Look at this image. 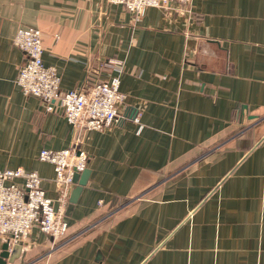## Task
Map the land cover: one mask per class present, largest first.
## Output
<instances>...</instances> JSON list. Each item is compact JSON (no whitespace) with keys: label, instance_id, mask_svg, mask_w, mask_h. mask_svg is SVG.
Returning <instances> with one entry per match:
<instances>
[{"label":"crops","instance_id":"obj_1","mask_svg":"<svg viewBox=\"0 0 264 264\" xmlns=\"http://www.w3.org/2000/svg\"><path fill=\"white\" fill-rule=\"evenodd\" d=\"M19 27L40 30L62 91L120 63L118 121L74 131L24 94ZM72 146L90 175L66 235L34 226L6 264H264V0H167L138 17L108 0H0V169L36 171L55 199L38 153Z\"/></svg>","mask_w":264,"mask_h":264},{"label":"built area","instance_id":"obj_2","mask_svg":"<svg viewBox=\"0 0 264 264\" xmlns=\"http://www.w3.org/2000/svg\"><path fill=\"white\" fill-rule=\"evenodd\" d=\"M120 4L140 16L149 6L164 7L167 0H108ZM12 44L24 52L25 60L18 69L16 84L27 95L36 96L46 112L61 110L74 131L102 130L114 125L119 118V107L124 93L119 89L120 63L114 65L116 73L97 80L89 88L61 90L60 76L55 67L45 65L40 30L19 27ZM138 118L136 117L135 120ZM86 152L76 146L62 149L42 148L38 158L53 165L56 198L46 196L41 177L36 171L22 168L0 169V237L11 243L27 242L34 226L53 240L63 238L68 229L64 207L74 186L73 171H82L86 165ZM20 179V182L15 181ZM55 202L59 205L55 206Z\"/></svg>","mask_w":264,"mask_h":264},{"label":"water","instance_id":"obj_3","mask_svg":"<svg viewBox=\"0 0 264 264\" xmlns=\"http://www.w3.org/2000/svg\"><path fill=\"white\" fill-rule=\"evenodd\" d=\"M90 175V169L85 167L82 171H73L72 181L74 183L73 188L70 191L68 197V206L77 202L80 192L86 185ZM22 252V245L20 243H11L4 241L2 245V252L0 254V264L12 263L16 258H19Z\"/></svg>","mask_w":264,"mask_h":264}]
</instances>
